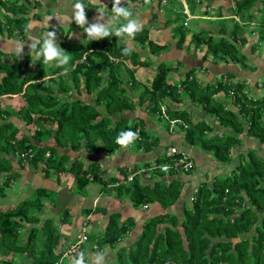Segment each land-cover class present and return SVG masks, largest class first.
<instances>
[{
	"label": "trees",
	"instance_id": "trees-1",
	"mask_svg": "<svg viewBox=\"0 0 264 264\" xmlns=\"http://www.w3.org/2000/svg\"><path fill=\"white\" fill-rule=\"evenodd\" d=\"M259 1L260 5L257 0H232L229 9L219 5L217 17L192 33L189 44L202 50L206 59L248 68L247 56L258 54L259 46L264 45V0ZM31 7L28 0H0V35L9 37L17 29L21 32ZM182 16L186 14L169 13L166 20L170 27L174 25L179 48L189 33L183 20L177 24ZM228 18L232 25L225 22ZM211 22L216 24L215 29ZM133 39L141 45L148 43L153 55L165 49V43H154L143 29ZM62 43L71 57L63 67H56L54 62L44 64L34 51L23 52L22 58L11 52L9 60L2 59L0 51V195L14 190L25 167L44 177L70 173L76 193H82L91 182L100 183L106 190L108 183L102 181L98 164L83 168L78 155L72 156L70 151L85 148L97 153L102 148L111 154L121 147L116 143L118 134L128 130L139 133V138L130 144L133 149L150 150L157 145V136L125 115L136 108L148 110L157 121L178 120L174 128L184 131L187 144L202 147L223 164L230 161L233 147L242 145L241 137L246 133L259 139L263 153L257 155L255 149L249 148L244 159L243 153L238 154L236 171L218 184L216 178L211 184H200L180 218L165 212L147 219L135 242L117 249L115 264H264V91L257 96L243 83L232 87L225 80L201 84L193 68L185 72L182 81L169 82L166 75L170 67L163 62L151 80L144 81L135 71L146 62L135 48L130 55H124L123 49L128 46L103 38L87 40L80 48ZM65 68L67 74H63ZM259 88L264 89V77ZM223 89H232L233 93L226 107L213 97ZM83 95H89L92 101L83 100ZM11 101L17 102L16 108H6ZM186 101L217 119L222 132L212 133L213 127L204 119L194 120L183 106ZM162 162H170V158L158 157L154 165ZM150 163L143 171H130L123 181L112 177L111 182L118 181L114 196L128 195L134 207L159 202L167 208L173 204L180 192L174 180L160 187L159 181L149 185L138 177V173L150 169ZM193 168L194 165L188 172ZM130 175L133 179L129 181ZM55 200L56 192L40 186L0 209V264H16L14 252H25L30 264L58 261L60 253L55 250L61 236L59 226L53 218L40 223L46 203L54 205ZM97 210L88 208L83 212L94 217L92 212ZM71 215L69 208H64L58 222H71ZM84 223L87 240L82 246L89 241L96 247L113 249L132 228L131 220L120 222L115 213L108 216L99 233L88 228L97 223L96 219H86L80 229ZM26 224L31 226L23 232ZM75 240L76 236L71 242Z\"/></svg>",
	"mask_w": 264,
	"mask_h": 264
},
{
	"label": "crops",
	"instance_id": "crops-1",
	"mask_svg": "<svg viewBox=\"0 0 264 264\" xmlns=\"http://www.w3.org/2000/svg\"><path fill=\"white\" fill-rule=\"evenodd\" d=\"M17 1L21 2L23 0ZM28 1L32 7L23 20V24L20 26L22 29L21 32L17 29L13 30L9 37L0 35V51L2 52V59L9 60L10 56H8V54L15 52L14 49L18 43H25L24 53L29 51L28 44L30 41H28V34L25 33V28L29 24L33 25L30 34L35 35L40 39L46 35L48 30H55L57 33V41L64 50H66V48L63 46V41L64 43L70 45L81 46L85 43V41L88 40L86 33H84V29L77 26L72 19L73 7L77 0ZM177 1L183 3V8H186L185 11L181 12L182 15H194L196 8H198V12L195 14V16L199 18L196 19L195 26L199 25V28L208 26L209 22L214 19L213 17H217L216 15L220 6H224L226 9H229L233 4L232 0H190V3L187 6L185 3L187 0ZM82 2L86 5L85 11L89 24L96 22V18L99 15L98 9L102 10L106 14L104 17L105 21L108 19V16L111 17L113 15L111 10L113 6V0H82ZM259 2L260 1L257 0L256 4L258 5ZM205 3H209L210 5H207L206 7ZM124 4L128 5L133 15H135L134 19H137L143 24V30L147 31L149 38L154 43H165V49L161 51L163 56L161 61L165 59H171L170 61L174 62L175 66H167L173 69V76L175 78L173 81H175V83L182 81L185 77V72L189 68H193L195 69L193 75L201 84L209 83L214 85L221 80H225L230 82L231 86H236L237 83H243L247 89L252 90L253 92H255L256 89L261 85V79L264 77V48L262 49V53L247 56L246 64H248V68L246 69L242 68L238 64H235L234 62H217L209 57L206 59L203 57L202 50H199L193 45L189 44L190 34H187L183 46L181 48L177 47L178 36L176 32L174 33V25L170 27L166 22L169 13L171 14L174 12H179L178 8L173 5V2L167 0L165 3H161V0H147L146 5L140 7L139 2L136 3L135 0H121V6H124ZM192 7H194L193 10ZM186 16H182L184 21L186 20ZM57 17H63V21L61 22V20ZM122 20L123 19H120L116 24L113 25V27L118 26V24L126 23ZM156 32H160V34H157ZM63 35L65 37L64 40L62 39ZM155 36L157 38H154ZM107 38L110 39L108 40ZM103 39H107L108 41L111 40L117 44L135 48L136 51H139V44L141 45V43H139L137 40L126 36L121 38L110 35ZM144 44H146V47L150 46L148 43ZM153 46H155V44ZM170 47H174V49H171ZM184 48L186 49L185 52L182 50ZM147 50L150 51V47ZM176 51L181 55L177 54ZM30 53H32V51H30ZM145 54L146 53H144V55ZM161 54L158 55L160 56ZM183 59L186 60L183 61ZM149 61L151 60L149 59ZM135 74L140 77H144L137 71ZM211 75H215V78L221 79L214 81ZM232 94V89H230V95H225L224 91L222 90V94H219L218 91V93L214 94L215 97H213L222 101L224 107H226L231 103L230 97ZM81 97L83 100L92 101V98L89 95H83ZM15 103L16 101H11V104H8L6 108H16L17 104ZM183 106L187 107V111L194 120L204 119L207 122H210L211 126L213 127L212 133L222 132L218 120H214L213 117L208 115L202 107L198 105L193 106L187 101ZM148 112L149 111L146 109L144 110L136 108L134 111L126 113L125 115L127 118L133 119V123L137 122L139 126L145 125L149 131L157 136L158 143L150 150H135L131 145H129L127 148L120 147L111 154L105 152L102 148L97 153L89 152L85 150V148H82L79 150V152L70 151L72 156L78 155V158L84 163L83 168L88 167L91 163L98 164V167H100L99 169L101 170L100 175L102 181L108 183L109 190L107 196H104L105 190H103L102 185L97 182H91L86 185L83 189L85 190L84 193H76L72 188L73 176L70 173H62L64 175L60 174L57 178L54 175L50 177H44L41 173L28 170L26 167L20 171L21 174L19 176V185L21 190L24 188L25 183L28 182V177L33 178V189L40 186L47 187V184L44 185L43 182L45 183L46 180L51 181L52 178H54L55 181L59 183V185L56 183V187H47L56 192V204L51 205L46 203L47 206L45 208V214L40 215V223H42L44 219L53 218L60 229L61 225L60 222H58V215L62 212V210L64 208H69L70 213L73 214V216L71 215V222L62 223V225H66L65 227L67 231H61L60 229L61 236L59 239V244L55 250L57 253H60L58 260H61L65 264H71L72 258L61 259V252L64 250L63 248L68 243H71V241L78 234L83 221L87 219L88 222L90 218L96 219L97 223L95 225H91V227L89 226L88 228H90L92 232L94 231L99 233L104 229L108 220V216L115 213L118 214V221L120 222L127 220L132 221V228L127 231L126 235L124 238H122L118 245L111 249L109 246L96 247L94 242L88 241L82 246L84 248L83 253L86 264H91V261L95 258V255L98 252L105 253L106 264H115L117 249L133 244V242H135V240L138 238L140 230L147 219L160 214L164 215L165 212H167V214L177 215L180 218L183 213L184 205L187 204V201L189 202L192 200L193 193L196 192L197 187L202 183L211 184V182H213L217 177V173H226L228 167L235 166L237 162H239L240 157H237L238 154L243 153L242 159H244V155H246V151L249 150V148L255 149L257 155H261L263 153V150H260L261 147L259 139L244 133L241 137L242 145H235L230 153V161L223 164L217 161L211 153L206 152L202 147L198 145L192 146L187 144L183 139L184 131L180 127L176 126V131L175 127L171 132L168 120L166 121L161 119L160 121H157L154 119L156 117ZM170 146H176L191 156L194 162V168L191 172H171L166 174L157 168L149 169L146 173H138V177H140L141 182H145V184L149 185H154L155 182L159 181L160 187H165L166 185H169L170 182H172L171 180H174L172 183L175 187H179L180 192L173 204L169 205L167 208H163L159 202L150 203L145 208L143 205L134 207L128 195H123L122 198L114 196L118 181L111 182L112 177H116L117 180L123 181L125 178L124 175H128L130 171H134L136 169L137 172H140L139 170L144 169V167L147 166L149 162L152 163H150V166L152 167V165H154V161L158 157L165 158V151ZM30 171H33L32 175H29ZM110 189H112L113 192L110 191ZM13 191L17 193L15 188ZM29 193L25 196L29 195ZM56 206L60 207V210L56 211L55 215L48 216L47 213L49 209L51 207L54 209ZM101 207L104 208L100 209L104 212V215L100 218L95 216L87 217L84 215V209L97 208L99 210ZM40 223L37 226H40ZM30 226L31 225L26 224L23 228V232H26ZM23 257L25 259L28 258L27 263H19ZM19 259L17 260L16 264H30L31 262V259L24 254L21 255Z\"/></svg>",
	"mask_w": 264,
	"mask_h": 264
},
{
	"label": "clouds",
	"instance_id": "clouds-1",
	"mask_svg": "<svg viewBox=\"0 0 264 264\" xmlns=\"http://www.w3.org/2000/svg\"><path fill=\"white\" fill-rule=\"evenodd\" d=\"M85 9L86 5L82 2V0H77L73 7L72 19L77 26L84 29V33H86V37L89 41L99 40L110 35L121 38L124 36L134 38L135 35L143 29V24L137 19L132 18V11L126 6H121V0H113V6L111 8L113 15L111 17L108 16L106 21L104 20L106 14L102 10L98 9L99 15L96 18V22L89 24ZM57 18L60 19L61 22L63 21V17ZM120 19L127 22L113 27V25ZM32 28V24L27 25L25 28V33L28 34V41H30L28 44L29 52L34 51L36 53L37 60L42 58L44 64L54 62L56 67H63L67 65L71 57L66 54V51L61 48L58 43L56 31L48 30L46 35L40 39L37 36L30 34ZM24 47L25 43L16 44L14 51L18 58H22ZM132 51L133 49L131 47H125L123 49V54L130 55ZM67 71L68 69L65 68L63 74H67ZM138 138V132H134L132 130L122 131L118 134L116 143L122 148H127ZM71 264H86L84 253L81 252L77 257L73 258L71 260ZM91 264H106L105 253L98 252L95 255V258L91 261Z\"/></svg>",
	"mask_w": 264,
	"mask_h": 264
},
{
	"label": "rangeland",
	"instance_id": "rangeland-1",
	"mask_svg": "<svg viewBox=\"0 0 264 264\" xmlns=\"http://www.w3.org/2000/svg\"><path fill=\"white\" fill-rule=\"evenodd\" d=\"M136 1V3L137 2H139V5H140V7H143V6H145L146 5V0H135ZM259 5H260V3H258ZM173 5L174 6H176L177 8H178V10H179V12H183V11H185V7L183 8V6L181 5H179V4H177V3H175V2H173ZM187 6H188V4H186ZM124 6H126V7H128V5H126V4H124ZM200 7V6H199ZM129 8V7H128ZM191 8V7H190ZM193 8L194 7H192V10H193ZM130 9V8H129ZM198 10V8H196V12H194L195 14H197V11ZM186 13H188V12H186ZM190 13V12H189ZM195 14L193 15V14H190V15H187L186 16V20L184 21V18L182 19V17L179 19V22L177 23V24H182V20H183V24H184V26L185 27H187L188 28V31H189V33L188 34H192V33H194L195 31H198V30H200V26L199 25H196L195 26V23H196V19H198L199 17H197V16H195ZM132 18L134 19L135 18V15H132ZM238 19V18H237ZM203 20V19H202ZM123 22H127V21H125V20H122ZM225 22L226 23H228L229 25H232V23H233V21L231 20V19H226L225 20ZM213 25H212V27H213V29H215L216 27H215V25L216 24H214V22H211ZM176 24V25H177ZM210 25V24H209ZM255 24L254 23H249V26L250 27H254V28H258V27H256V26H254ZM141 32L142 31H140L139 33L141 34ZM157 33V32H156ZM157 34H160V32L159 33H157ZM150 35V34H149ZM151 36V35H150ZM127 37V36H126ZM154 38H157L156 36L154 37ZM108 40L110 39V38H107ZM160 39V38H159ZM139 53H140V59L142 60V61H146L147 63L146 64H144V65H139L138 67H137V69H136V71L140 74V75H142V76H144V77H142V80H148V81H150V77H152V75H153V73H154V70H155V68L161 63V62H163V63H166L167 65H172V66H175V64H174V62L173 61H170L171 59H168V60H163V61H161L162 60V54H161V52L159 53V54H161L160 56L159 55H153V54H151L150 53V51L149 50H147V49H149V47H146V44H144V45H140L139 44ZM142 47V48H141ZM248 47V46H247ZM77 48H80V46L78 45L77 46ZM171 48V47H170ZM173 49H174V47H172ZM171 48V49H172ZM264 48V45L261 47V46H259V53H262V49ZM133 49V48H132ZM183 50V52H185L186 51V49L184 48V49H182ZM143 51V52H142ZM147 51V52H146ZM180 51H181V49H180ZM244 51V50H243ZM174 52V51H173ZM177 52V51H176ZM144 53H146L145 55H144ZM177 54H179L178 52H177ZM179 55H181V54H179ZM263 55H264V49H263ZM149 59L151 60V61H149ZM186 59H183V61H185ZM161 61V62H160ZM136 71H135V73H136ZM167 71H168V73H167V75H166V79L169 81V82H172L173 80H175V78H174V76H173V69H171V68H169V69H167ZM203 74V73H202ZM212 76V79L214 80V81H216V80H219V79H221V78H215V75H211ZM130 77V76H129ZM136 83V89H138V83L137 82H135ZM224 90V89H223ZM230 90V89H229ZM247 91V90H246ZM263 91H264V89L263 88H257L256 89V95L257 96H259V95H262L263 94ZM224 93H225V95H230V92H226V89L224 90ZM214 94H216V92L214 93ZM219 94H222V90H220L219 91ZM255 95V96H256ZM213 96V95H212ZM215 97V96H214ZM216 97H217V95H216ZM15 99V98H14ZM11 100V99H10ZM10 100H7V101H10ZM16 104H17V102H16ZM130 123H131V120H129V122H128V124L130 125ZM30 126V125H29ZM176 129H177V127L175 128V131H176ZM244 157H246V155H244ZM28 170H31V169H29L28 167H26ZM236 171V167L235 166H232V167H228L227 168V171H226V173H217V177H216V180H215V182H216V184H218V183H220L226 176H229V175H231L232 173H233V171ZM129 171H130V168H129ZM32 172L33 171H30V173H29V175H32ZM62 175H64V174H62ZM27 177H28V174H27ZM28 182L27 183H25V185H24V188H22V190L20 189V185H19V183H18V185L17 186H14L13 188H15L16 189V192L17 193H15V191H13V190H10V191H7V193H6V195H0V209H5V208H7L10 204H14V203H16L17 201H18V199H21L22 197H24L26 194H28L29 193V191L31 190V189H33V186H34V181H33V178H29L28 177ZM56 183H58V182H56L55 181V179L54 178H52L51 179V181L50 180H46L45 181V183L43 182V184L44 185H46L47 187H56L57 185H59V183L56 185ZM49 185V186H48ZM108 188L105 190V195L104 196H107L108 195ZM110 191H112L113 192V190L112 189H110ZM85 192V190L82 192V193H84ZM78 193H80V192H78ZM89 195H90V193H89ZM123 197V196H122ZM189 202L187 201V204H188ZM102 208V207H101ZM139 209V208H138ZM60 210V207H55L54 209L51 207L50 209H49V211H48V213H47V215L48 216H52V215H55L56 214V211H59ZM72 212V211H71ZM171 213H172V211H171ZM92 215H94L95 217H98V218H100V217H102L103 215H104V212L103 211H101L100 209L99 210H97V211H95L94 213L92 212ZM60 229H61V231H67L66 230V225H62V223H60ZM60 229H59V231H60ZM60 231V232H61ZM70 243H68L65 247H67L68 245H69ZM118 245V244H117ZM64 247V248H65ZM63 248V249H64ZM83 252H84V248H83ZM26 255V253L25 252H14V254H13V258L15 259V263H17V260L19 259V257L21 256V255ZM112 255H114V254H112ZM28 259V258H27ZM27 259H25L24 257L23 258H21V260L19 261V263L20 262H23V263H27ZM112 259V258H111Z\"/></svg>",
	"mask_w": 264,
	"mask_h": 264
},
{
	"label": "built area",
	"instance_id": "built-area-1",
	"mask_svg": "<svg viewBox=\"0 0 264 264\" xmlns=\"http://www.w3.org/2000/svg\"><path fill=\"white\" fill-rule=\"evenodd\" d=\"M167 0H161V3H165ZM170 129L173 130L178 120L169 119ZM165 157L170 158V162H163L158 165H152L150 169L158 168L162 172L169 174L173 172H188L194 165L190 155L184 151L179 150L176 146H170L165 151ZM144 170V169H143ZM141 170V171H143ZM133 175L127 177V180H132ZM87 228L85 223L81 227L80 231L76 235V240L71 242L61 252V259L63 258H75L79 253L83 252L82 244L87 240ZM61 260L55 261L53 264H59Z\"/></svg>",
	"mask_w": 264,
	"mask_h": 264
}]
</instances>
